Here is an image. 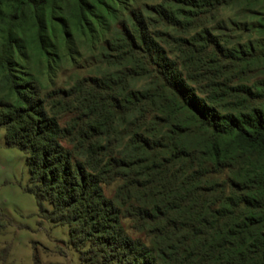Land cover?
<instances>
[{
  "label": "trees",
  "instance_id": "16d2710c",
  "mask_svg": "<svg viewBox=\"0 0 264 264\" xmlns=\"http://www.w3.org/2000/svg\"><path fill=\"white\" fill-rule=\"evenodd\" d=\"M110 1L0 0V130L27 154L40 213L68 226L87 264H264V38L229 46L204 29L178 39L172 57L160 42L170 36L134 12L105 47L117 71L45 95L14 74L16 48L34 45L50 68L54 24L79 28L93 9L122 3ZM178 2L176 12L157 8L164 23L215 7ZM256 28L264 34V16ZM116 179L124 183L109 199L103 185ZM122 217L153 245L128 235ZM10 256L0 248V264H15Z\"/></svg>",
  "mask_w": 264,
  "mask_h": 264
},
{
  "label": "rangeland",
  "instance_id": "374dc122",
  "mask_svg": "<svg viewBox=\"0 0 264 264\" xmlns=\"http://www.w3.org/2000/svg\"><path fill=\"white\" fill-rule=\"evenodd\" d=\"M105 1L112 3L110 0ZM120 1L122 3L114 7L113 13L99 8L93 9L79 28L71 18L64 28L54 24V47L50 50L54 55H51L50 68L34 45L28 49L16 48V51H21L14 56V74L23 79L29 76L35 78L41 85V94L45 95L53 90H69L78 81L100 78L107 72L117 71V67L106 62L105 47L134 12H142L146 18L152 20V32L157 29L170 36V39L164 37L160 42L172 57L179 56L178 39H190L204 29L229 46L257 44L264 38V34L256 28L260 18L264 16L263 0H210L215 2V7L201 9L204 13L191 19L182 18L178 26L164 23L156 13L161 6L169 12H176L177 7H182L178 0ZM31 34L27 27L17 32L19 39L26 41ZM142 84L143 81H138L132 85L140 88ZM74 108L58 115L61 125L76 116ZM4 135L5 130L1 129L0 212L6 214L12 222L8 225L7 220L0 219L5 226L0 230V248L11 247L10 259L15 264H34L36 259L42 264H87L82 259L81 251L71 245L68 226L54 224L40 213L35 195L28 192L30 172L26 161L27 154L16 147H7ZM63 144L72 148L68 141H63ZM123 183V179H116L110 184H104L105 196L114 199L118 187ZM46 207L50 208L48 204ZM121 224L131 237L141 239L148 246L153 245L148 232L138 231L132 219L122 217ZM89 246L88 244L82 250H87Z\"/></svg>",
  "mask_w": 264,
  "mask_h": 264
}]
</instances>
